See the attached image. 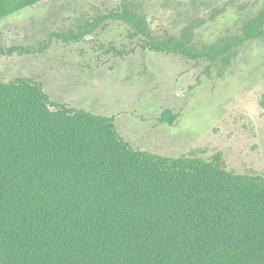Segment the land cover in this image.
<instances>
[{
	"label": "trees",
	"instance_id": "1",
	"mask_svg": "<svg viewBox=\"0 0 264 264\" xmlns=\"http://www.w3.org/2000/svg\"><path fill=\"white\" fill-rule=\"evenodd\" d=\"M40 1L0 0V20ZM108 21L127 24L141 48L211 63L264 40V4L202 48L155 38L148 17L127 8L62 37L79 41ZM25 51L0 46V55ZM176 118L166 109L158 120ZM220 158L135 148L114 116L52 100L32 77L0 81V264H264V176Z\"/></svg>",
	"mask_w": 264,
	"mask_h": 264
},
{
	"label": "rangeland",
	"instance_id": "2",
	"mask_svg": "<svg viewBox=\"0 0 264 264\" xmlns=\"http://www.w3.org/2000/svg\"><path fill=\"white\" fill-rule=\"evenodd\" d=\"M264 0H42L0 20V81L39 80L55 101L114 116L118 132L141 150L164 156L220 155L234 173L264 176V40L249 41L228 61L188 59L141 48L129 26L108 21L90 36L65 41L99 14L127 8L148 17L157 39L197 48L240 31ZM44 49H40L45 44ZM177 115L159 122L163 110Z\"/></svg>",
	"mask_w": 264,
	"mask_h": 264
}]
</instances>
